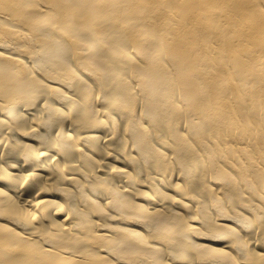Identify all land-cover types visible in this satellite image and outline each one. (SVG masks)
<instances>
[{"label":"bare ground","instance_id":"6f19581e","mask_svg":"<svg viewBox=\"0 0 264 264\" xmlns=\"http://www.w3.org/2000/svg\"><path fill=\"white\" fill-rule=\"evenodd\" d=\"M0 264H264V0H0Z\"/></svg>","mask_w":264,"mask_h":264}]
</instances>
